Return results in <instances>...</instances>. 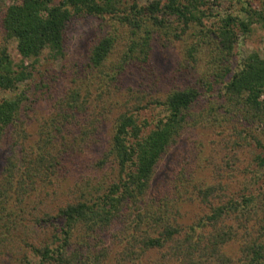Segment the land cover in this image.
<instances>
[{"label": "rangeland", "instance_id": "obj_1", "mask_svg": "<svg viewBox=\"0 0 264 264\" xmlns=\"http://www.w3.org/2000/svg\"><path fill=\"white\" fill-rule=\"evenodd\" d=\"M15 1L0 0V11ZM136 1L147 4L152 0ZM249 1L252 9L264 12V0ZM128 2L131 4L133 0ZM208 6L210 10L204 8L208 23L216 14L221 18L230 9L236 14L240 9L236 0H208ZM172 20L170 30L174 32L176 28L181 34V24ZM114 21L108 16L73 19L66 31L63 58L52 59L45 51L37 62L27 60L24 66L31 77L16 90H0V100L20 94L26 97L22 128L12 126L0 137V264H39L33 248L58 244L55 237L62 225L58 210L67 203L86 200L87 192L102 194L117 180L113 162L104 156L120 115H134L144 126L143 134H147L165 113L155 104L157 100H163L172 91L198 88L199 79L206 76L207 70L210 73L208 49L194 58L188 55V48L196 42V25L195 29L183 28L185 32L180 39L160 33V39L151 43L150 58L145 63L136 60L134 66L127 67L116 79L104 77L102 72L111 74L122 54L139 41L128 28ZM104 36L114 38V48L103 71L96 72L88 68V54ZM2 44L0 28V49ZM7 48L14 64H19L21 57L15 41L8 42ZM252 52L264 57V30L258 25L252 26L249 35H239L232 68ZM88 87L92 93L91 110L100 118L98 135L88 138L91 120L84 114L77 123L69 124L66 144L61 138L56 144H45L42 139L45 135L40 133L47 130L45 122L54 117L57 104L71 90H88ZM200 91L202 94L188 114L184 131L158 163L151 191L142 206L122 208L110 227L94 233L90 240H78L82 233L78 230V235L75 233L69 240L65 264H175L169 245L149 250L141 246L145 231L153 233L149 220L140 221L133 233L134 240H128L137 213L149 211L165 222L186 228L230 199L240 201L241 196L250 193L264 195V187L258 190L259 183L248 186L257 168L255 157L264 155L261 129L245 125L236 115L224 113L218 89ZM83 130L85 136H81ZM243 133L247 136L243 137ZM43 145L50 152L63 153V170L47 172L48 165L38 162L36 156L42 152ZM257 212L242 218L248 222L244 225L247 224L252 235L264 222L262 203ZM225 221L232 224L229 218ZM183 236L181 233L177 238ZM222 251L236 260L240 256L239 243L232 241Z\"/></svg>", "mask_w": 264, "mask_h": 264}, {"label": "trees", "instance_id": "obj_2", "mask_svg": "<svg viewBox=\"0 0 264 264\" xmlns=\"http://www.w3.org/2000/svg\"><path fill=\"white\" fill-rule=\"evenodd\" d=\"M236 1L240 6L238 14L230 9L221 18L216 14L209 23L204 10L205 7L210 10L208 0H152L147 4H140L136 0L131 4L128 0H16L0 11L3 35L0 49L2 91L16 90L19 84L31 77V72L24 66L27 60L37 62L45 51L52 59L63 58L66 31L72 20L79 17H111L115 24L126 30L128 28L131 34L138 37L137 44L122 54L111 74L102 72L108 79H116L127 67L134 66L136 60L145 63L150 58L151 43L160 39L162 33L167 38L173 35L180 39L185 32L183 28L195 29L198 26L196 42L188 48L189 57L194 58L196 54L206 52V49L211 57L210 73L207 70L206 76L199 79L198 88L193 86L172 91L163 100L155 102L165 113L147 134H143L144 126L138 123L134 115L122 114L118 117L104 156V159L110 158L113 162L117 180L108 185L102 194L87 192L86 200L67 203L58 210L57 216L62 224L55 237L58 244L33 248L39 264L68 263L66 254L69 240L75 233L78 235V230L82 231V235L77 236L78 240H90L94 233L110 227L122 208L142 206L145 196L151 191L158 163L184 131L188 114L202 94L201 89H218L222 98L220 107L224 113L240 117L247 126L256 125L264 135V57L252 52L232 68L234 47L239 35H249L253 25L264 30V12L252 9L249 0ZM172 19L181 24V34L177 33L176 28L174 32L170 30ZM10 41L16 43L17 53L21 57L19 64H14L8 54L7 44ZM114 43L111 36H104L95 43L88 54V68L103 71ZM79 89L68 92L60 105L57 104L54 117L45 122L47 130L40 133L45 135L42 138L45 144H56L59 138L66 144L69 124L77 123L84 114L91 120L88 123V138L98 135L100 118L94 116L91 110L90 88ZM25 99L20 94L0 100V137L12 126L22 128L24 123L21 118L26 113V108H22L26 105ZM243 134V137L247 136ZM81 136H85V130ZM54 140L56 142L53 143ZM47 145H43L42 152L37 154L38 162L48 165L47 172L63 170V153L60 154L59 150L50 152ZM103 162L100 161L101 164ZM254 163L257 167L253 172L254 180L248 186L259 183L260 190L264 187V155L256 156ZM199 192L206 194L205 190ZM263 196L250 193L241 196L240 201L230 199L213 207L210 215L186 228L165 222L149 211L139 212L133 229L129 230L128 240H134L133 233L140 221L149 220L153 233L145 231L141 246L149 250L169 245L175 264H264V222L253 236L247 224L244 225L248 222L242 220L245 214L258 213V207H261V203L264 205ZM228 218L232 224L225 221ZM224 223L227 225L222 226ZM181 233L184 234L183 238H177ZM232 241L239 243L240 256L236 260L230 259L222 251Z\"/></svg>", "mask_w": 264, "mask_h": 264}]
</instances>
